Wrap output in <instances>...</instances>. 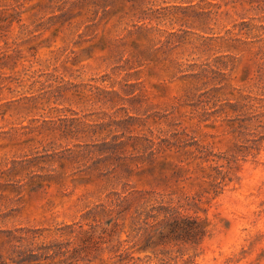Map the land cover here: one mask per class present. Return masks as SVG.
<instances>
[{"label": "rangeland", "instance_id": "1", "mask_svg": "<svg viewBox=\"0 0 264 264\" xmlns=\"http://www.w3.org/2000/svg\"><path fill=\"white\" fill-rule=\"evenodd\" d=\"M170 201L183 257L264 264V0H0V258L157 263Z\"/></svg>", "mask_w": 264, "mask_h": 264}, {"label": "trees", "instance_id": "2", "mask_svg": "<svg viewBox=\"0 0 264 264\" xmlns=\"http://www.w3.org/2000/svg\"><path fill=\"white\" fill-rule=\"evenodd\" d=\"M181 207L183 204L170 201L139 208L133 216L138 226L131 227L135 231L133 243L125 247L120 260L129 258L130 252L151 251L160 260L154 264H196L194 255L183 257L182 246H196L202 241L209 231L208 218L197 210L183 213ZM149 218L153 219L152 223L148 222ZM0 264L8 263L0 258Z\"/></svg>", "mask_w": 264, "mask_h": 264}]
</instances>
